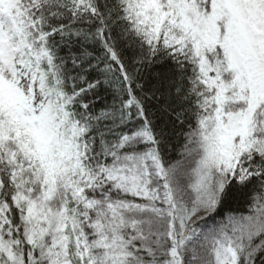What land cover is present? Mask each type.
Wrapping results in <instances>:
<instances>
[{"label":"snow or ice","instance_id":"obj_1","mask_svg":"<svg viewBox=\"0 0 264 264\" xmlns=\"http://www.w3.org/2000/svg\"><path fill=\"white\" fill-rule=\"evenodd\" d=\"M0 264H264V0H0Z\"/></svg>","mask_w":264,"mask_h":264}]
</instances>
